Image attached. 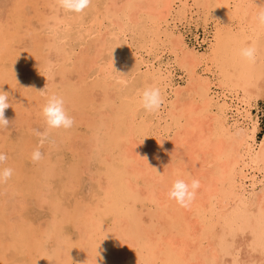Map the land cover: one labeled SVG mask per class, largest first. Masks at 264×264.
Listing matches in <instances>:
<instances>
[{
    "label": "bare ground",
    "instance_id": "obj_1",
    "mask_svg": "<svg viewBox=\"0 0 264 264\" xmlns=\"http://www.w3.org/2000/svg\"><path fill=\"white\" fill-rule=\"evenodd\" d=\"M92 1L93 21L86 25L84 13H65L56 7V0H48V15H38V22L53 31L46 41H32L34 48L44 44L42 49H48L46 57H41L46 73L40 79L42 85L27 80L21 86L19 76L12 81L20 88L17 104L24 103L39 115L53 94L62 97L67 112L75 110V115L94 108L96 96L102 93V107L108 109L102 112L103 119L91 123L94 144L89 145L99 155L106 150L110 156L102 157L100 170L87 169L88 179L86 166L68 171L63 187L75 191L79 199L72 209L67 202L50 200V231L42 229L32 237L31 224L22 216L13 224L9 201L0 203V243L6 236L11 239L0 244V254L16 249L18 238L27 237L41 259L47 244L57 245L49 260L53 264H74L73 253L77 264H264V139L256 145L252 113L264 84V26L255 19L264 0ZM145 18L147 29L140 32L137 26ZM63 28L72 34L61 44ZM69 42L74 44L70 52L66 50ZM253 42L257 61L249 63L240 50ZM76 46L80 52L76 53ZM83 63L90 71L77 74L78 81L67 91V76L82 69ZM153 84L161 89L165 102L159 111L148 113L141 106L140 92ZM127 87L134 94L116 104L110 94L120 96ZM40 121L45 130L42 115ZM58 131L52 129L49 134ZM34 138L20 137L28 145L14 153L18 161L29 158L27 153L32 156L29 148L37 149ZM135 139L141 141L140 153L133 155L136 149L129 146ZM58 148L47 154L53 156ZM51 156L39 173L49 182L64 175L62 163L59 159L53 163ZM193 178L201 185L196 199L190 207H181L168 193L176 179L190 183ZM35 190L41 204L46 196ZM70 217L79 240L67 251L68 246L61 243L59 219L70 221ZM0 258L4 261L5 256Z\"/></svg>",
    "mask_w": 264,
    "mask_h": 264
},
{
    "label": "rangeland",
    "instance_id": "obj_2",
    "mask_svg": "<svg viewBox=\"0 0 264 264\" xmlns=\"http://www.w3.org/2000/svg\"><path fill=\"white\" fill-rule=\"evenodd\" d=\"M47 1L48 0H27V1L26 0H0V31L2 32V33L0 32V77H1L0 78V88H1L0 90H3L4 92H7L9 94V102L11 104V107H9L5 111V117L9 120V127H8V129H0V141H1L0 142V147H1L0 148V152L5 153L7 155V157H8L7 161H5L2 166L0 165V167H11L13 170L15 169L13 171L12 178L7 183H5V185L4 184H0V203H6L7 201H9L7 203L10 204L11 208L10 207L9 208L11 209L10 212L12 213V214L10 213V215H11L10 221L12 220L13 224H15V222L20 220L21 216H22L23 219H26L25 221H26V223L28 225L31 224L29 226L32 229L31 230L32 231V234H31L32 237H33V235L36 236L37 234L41 233L42 229L46 230V228L50 224V220L52 219L51 218L52 217L51 214L53 213L52 212V207H50V205H49L50 204V200L54 199V200L61 201L63 203L67 202V203H64V204H66L71 209L75 206L76 202L78 201V199H79L78 197L79 196H78V194L75 191H73V190L71 191L70 189H65L66 187L65 188L63 187V186L67 185L66 180L68 181L67 177H68V174H69L71 168H73V167H80V168L82 167L83 168L84 166H86L83 170H85L88 173V174L86 173V178L88 179L89 178V172H88L87 169H90V170L91 169H94V170L99 169L100 170L101 167H99V166L101 165V163L105 162V159L108 160V158L110 156L109 153L106 152V150L105 151L103 150L100 153V155H99V150L95 149V147L91 148V146H90V145L94 144V142L92 140L93 139L92 136H91L92 133L90 132L89 127H90L91 123L95 122L93 120L98 119L96 121H99V119L100 120L103 119L102 112L106 113L107 109H108L107 107H102L103 106V102L101 101L102 99H100V98H102V93L98 94L96 96V98H95V100L99 104V106L96 105L97 104L96 103L95 107L92 108V109L91 108H87L86 110H79V111L77 110L78 113L80 114V116H78V113H76L75 114L76 116H75L73 114L74 113L73 111H75V110L69 109L70 111L68 110V114L71 117H73V118L75 117L74 118V120H75L74 126L71 129L66 130V131L64 129L63 130L59 129V131L56 132V133L48 134V136H47L48 139L46 138L44 140L43 144L40 143V139L41 138L38 137L33 132V131H35V129L36 130L41 129V121H40L41 115H39L34 110V108L25 107L24 103L21 104V105L17 104V100H16V97L18 96L17 90H19L20 88H19V86L17 87V86L14 85V83H13L14 80L12 81V78L16 77V76H19L17 78V81L21 82V84H20L21 86L22 85L23 86L26 85V82H28L27 80H29V81L32 80L31 82H32L33 85H42V81H41L42 77L46 75L45 71H43V68L45 67L44 66L45 61L42 60L41 57H46V55L48 54V49L47 48H43L42 49L44 44L39 45V46H41L39 48H34L32 46V41H34L33 38H36V40H39L40 42H41L40 39H42V38L44 39V40L42 39L43 41H46L45 37L48 38V36L51 35V32L53 31V30H49V29H46V30L43 29L41 27L40 23L38 22V20L39 19L41 20V17L44 14L48 15V12H47L48 2ZM91 7H89L87 10H85L86 13L83 12L85 15L82 13L84 15V19H85L86 25H89L93 21V15H92L93 14V10H92L93 9V1H92V4H91ZM26 11H27V13H26ZM88 13H90V14H88ZM38 15L41 16V17H39ZM144 16L142 18H144ZM44 17H45V15H44ZM86 17H88V18H86ZM89 20H91V21H89ZM140 21H141L140 24L141 23L142 24L141 25L139 24L138 25L139 27L137 26V29L139 31L141 29L140 32H142L145 29H147V25H146L147 24V20L145 18V19H140ZM4 25H5V27H4ZM12 26H13V28H12ZM31 26H33L32 27L33 29L36 26L35 30H33L31 28ZM31 29H32V31H31ZM43 30H44V32H43ZM62 30H63V32H62ZM8 32H10V33H8ZM39 32L42 34V36L40 35ZM61 32L62 33L59 36L58 43L61 42V44H62L63 41L65 40V38L67 40H69L68 37H70V34H72V33L69 32V30L67 31V29L65 30L64 28L61 29ZM44 33H46V35ZM199 35H200L201 39L204 38L203 32H200ZM70 44L72 46L71 45L66 46V48H67L66 50H69V52L71 50H73V48H74V44H72V43H70ZM4 46H7V49H3ZM10 46H12V48ZM79 48L80 47H77V46L75 47L76 53L78 51L79 52L81 51V49H79ZM29 49H31V50H29ZM92 50H94V49H92ZM25 51L26 52L28 51V52L25 53ZM32 51H35V54H37L38 56H33L34 54H33ZM92 52H94V51H92ZM23 54H24V56H23ZM77 56L79 58L82 57L79 53H78ZM28 58H29V63H31V64L28 63ZM31 59H35V62H32L33 60H31ZM53 59H56V57L53 56ZM21 62L24 65L22 67L19 65L20 66L19 67L18 63H21ZM41 62H42V64H41ZM71 65H73V63L69 64V66H71ZM6 67H8V68H6ZM89 71H90V69H89L88 64L83 63V68L82 69L77 70L76 72H74L72 74H69L67 76L66 82H65L66 87L64 89L67 88L66 90L69 91L73 87V83L78 81V78H77L78 75L79 74H86ZM33 72H35V73H33ZM36 77H39V79L36 78ZM59 78L60 77L56 78V80L60 81L61 79L58 80ZM35 79H36V82H35ZM9 81L10 82L12 81V84H10ZM70 81H72L71 84H70ZM88 81L91 82L92 79H88ZM262 87L263 88H261V89H264V84L262 85ZM22 88H24V87H22ZM124 89L122 90V93L120 92V94H121L120 96L116 95L115 93H111L110 94V97L114 98V101H115L116 104H119L122 101L123 98L125 99V97H127V94H129V93L130 94H134V92H132L133 89H131V87H127V88H124ZM261 89L259 91L260 92L259 94H260L261 97H259L257 99V105H256V107L254 108V110L252 112L254 120H255V122H254L255 123L254 124V126H255V142H256L257 146H259L262 143L263 139H264V90L261 91ZM24 92H26V91L24 90ZM13 103H15L16 106ZM29 111H32L33 116L31 114V112H29ZM28 113H30L31 115L28 114ZM85 114H87V116H89L92 120L89 121L90 118L89 117H85L86 116ZM97 115H99V116H97ZM26 116H28V117H26ZM30 116L33 117V118H31ZM25 118H27V120ZM33 119L34 120L36 119V120L33 121ZM77 120H78L79 123L77 122ZM21 122H22V124H21ZM76 124H77V126H76ZM28 125H29V127H28ZM38 125L40 126V128L38 127ZM78 125H80V126L78 127ZM31 127H32V129H31ZM84 127H85V129H84ZM29 128H30V130H29ZM42 129L39 130V131H41V132L44 131V129L43 130ZM103 131H104V129H103ZM70 134H71V136L68 137ZM16 135H17V137H16ZM22 136H23V139L25 137H28V136H32V138L36 137L37 148L39 146L40 151L44 154V159H42L38 163H34L32 161V159H31V157L27 153V154H25V157H29V158L25 159L22 156L23 157V161L21 159H20V161H18V157H16V154L19 152L20 148L23 145H26V146L28 145V143H26L27 142L26 140L22 141V143H21L20 137L22 138ZM62 136H64L63 140H62ZM68 138H69V140H68ZM90 138H92V139H90ZM66 140H68L69 142L66 141ZM67 143L69 145H71L69 149L67 147V146H69V145H67ZM140 143H141V141L138 142V140L135 139V140H133L132 144H130L129 148L132 147L133 151L136 149L134 151L133 155H136V154L140 153L139 152ZM58 145H59L58 150L51 153V154H53V156H51L50 154H47L48 150L51 151V150L55 149V147L58 146ZM135 145H136V147H135ZM79 146H80V148H79ZM32 148H29V149H30V152L33 153L34 150ZM63 148H64V150L68 149L67 150L68 153L66 151L64 152ZM14 153H16V154H14ZM13 154L15 156V160H14ZM85 154H87V155H85ZM97 155H99V156H97ZM101 155H103V156H101ZM50 156L52 157V161H54L53 163H56V161L58 159H59L58 161H60L62 163V167H63L62 172L64 174V175L62 174L63 176H61V177H63L62 180H61V177H60V178H58L55 181L53 180V181L49 182L46 179H42V175L39 174L40 170L42 169L43 164L47 165V161L50 159L49 158ZM102 157H105V159L102 158ZM45 158H47V159H45ZM84 158H87V159L85 160ZM147 158L150 160L149 157H147ZM27 160H28V162H27ZM86 161L88 162V165H90L91 168L87 165ZM18 163H20L21 165H16ZM70 164H71L72 167L70 166ZM67 166H68V168H67ZM24 173H25V175H24ZM23 178H24V181H23ZM14 179H15V181H14ZM65 182H66V184H65ZM48 184L51 185V188H50V186H48ZM60 186H61V188H59ZM35 189L41 190V192L43 193V195H42L43 197L46 196L45 198H41L44 201L41 204L39 203L40 201H37V194L35 193L36 192ZM10 192L12 194H10ZM8 193H9V195H8ZM42 193H40V194H42ZM1 194H3V195H1ZM67 195L69 197V200H68ZM9 196H10V198H9ZM7 199H9V200H7ZM15 200H16V202H15ZM19 200H21L22 202L19 201ZM24 202H25L26 205H24ZM15 203H17V204H15ZM30 203L32 204V207H31ZM34 203H35V205H34L35 207L33 206ZM25 208H27V209H25ZM35 208H37V209H35ZM27 214H28V216H25ZM42 214H43V216H42ZM30 216H31V218L29 219ZM32 218L34 219L33 222H31L33 220ZM44 218L47 219V220H45ZM70 218H71L70 219L71 222L69 221V219L66 220V221H64L63 218L59 219V223H61L60 224L61 225V233H60L61 243H64L65 246H68L67 251H70L72 249V246L76 247L78 245V240H79V234H78L79 231H78V229L76 227V223H74L75 221L73 220L72 217H70ZM41 225H43L42 228H41ZM50 228L51 227L47 228V230L50 231ZM65 229H66V231H65ZM67 230L69 232H67ZM69 236H71V237L69 238ZM6 237H7L6 238L7 241H6V239H4V241L9 243L11 241V239H9L8 236H6ZM18 240H20V241H19L18 246H17L16 249H14V250L12 249V250H10L8 252L5 251L6 249L3 250L4 252L1 251L0 257L2 255V256H5V258H4V261H3L2 258H0V264H6V263L7 264H53L52 262H49V260H50L51 255L54 253V250L57 248L56 247L57 245L54 242H52L51 244H47L45 246L44 258L41 259V254L36 250V248L34 246H32L30 244V241H31L30 238H27V237L24 238L23 237V239H20V237H19ZM67 240L70 241L69 245H68V243H65V242H67ZM4 241H1V242L3 243ZM2 243H0V244H2ZM27 245H28V247H27ZM64 250H65V248H64ZM48 251H49V253H48ZM74 254L75 253H73L71 255V258H72L73 263L77 264V259L78 258H77V255L74 256ZM5 260H7V262ZM16 261H18V262H16Z\"/></svg>",
    "mask_w": 264,
    "mask_h": 264
},
{
    "label": "clouds",
    "instance_id": "obj_3",
    "mask_svg": "<svg viewBox=\"0 0 264 264\" xmlns=\"http://www.w3.org/2000/svg\"><path fill=\"white\" fill-rule=\"evenodd\" d=\"M91 4L92 0H56V7L65 13L82 14ZM255 19L260 26H264V6L258 7ZM240 55L249 63H256L258 49L255 43L253 42L241 48ZM140 102L146 112L155 113L161 109L165 100L161 89L153 84L142 89L140 92ZM9 107H11L9 94L0 90V129H8L9 127V120L5 117V111ZM41 115L46 128L42 132L35 130V134L41 138V144L44 143L50 130H69L75 124L74 118L66 110L64 99L55 94L47 98L46 103L42 106ZM7 159V155L0 152V165H3ZM31 159L34 163H38L44 159V154L40 151L39 147L32 153ZM13 171L11 167H0V184L7 183L12 178ZM200 186V181L195 178L190 183L184 179H176L171 186L168 196L170 199L175 200L179 206L188 208L196 199Z\"/></svg>",
    "mask_w": 264,
    "mask_h": 264
}]
</instances>
